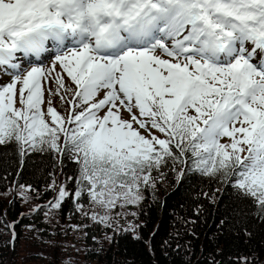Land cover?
Instances as JSON below:
<instances>
[{"label":"snow or ice","instance_id":"snow-or-ice-1","mask_svg":"<svg viewBox=\"0 0 264 264\" xmlns=\"http://www.w3.org/2000/svg\"><path fill=\"white\" fill-rule=\"evenodd\" d=\"M5 76L0 153L77 165L53 209L95 206L111 228L171 171L216 183L209 199L230 187L238 216L264 220V0H0Z\"/></svg>","mask_w":264,"mask_h":264},{"label":"trees","instance_id":"trees-1","mask_svg":"<svg viewBox=\"0 0 264 264\" xmlns=\"http://www.w3.org/2000/svg\"><path fill=\"white\" fill-rule=\"evenodd\" d=\"M76 169L74 161L56 153H0V264H74L68 239L60 237L79 228L84 264H247L243 258L264 264V220L254 212L238 216L230 187L209 199L203 193L215 192L216 183L195 174L178 182L169 171L155 191L145 192L140 207L116 209L109 228L89 218L103 214L98 207L86 205L89 216L67 200L59 210L51 207L54 182L74 188L67 177ZM129 223L138 225L135 233L125 231Z\"/></svg>","mask_w":264,"mask_h":264},{"label":"rangeland","instance_id":"rangeland-1","mask_svg":"<svg viewBox=\"0 0 264 264\" xmlns=\"http://www.w3.org/2000/svg\"><path fill=\"white\" fill-rule=\"evenodd\" d=\"M57 71H59V69H57ZM9 77L5 76L3 77V79H0V83H6L8 81ZM53 89H55V85H52ZM45 99H49L47 93L45 96ZM52 99V106L55 107L57 109V111L61 112L62 114H65V108L66 106L59 100L58 97H51ZM125 117L127 118V114L125 113ZM222 142H226V138L225 140H223ZM63 237H65L66 239H68L67 242V246L66 248L71 252V258L74 262V264H84V260L82 258L83 255V244L81 245L80 240L81 237H83V232L82 230L79 229H73L70 232L64 235H62L60 238L63 239ZM32 249V246L29 245L27 247H25L22 251L23 254H27L29 250ZM76 253L77 256L74 257L73 254ZM86 264V262H85Z\"/></svg>","mask_w":264,"mask_h":264}]
</instances>
